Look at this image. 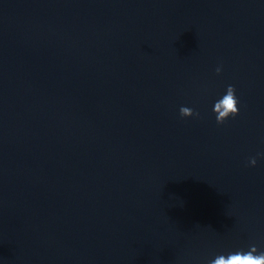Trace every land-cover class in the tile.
<instances>
[{
	"label": "clouds",
	"instance_id": "9594fccd",
	"mask_svg": "<svg viewBox=\"0 0 264 264\" xmlns=\"http://www.w3.org/2000/svg\"><path fill=\"white\" fill-rule=\"evenodd\" d=\"M222 71L221 67L216 68V73ZM238 98L236 96V89L233 85H228L226 93L214 103L213 113L215 114L216 123L218 125L224 124L230 117H236L239 114ZM182 118L197 117L200 113L194 109L181 106L179 109ZM264 155V154H261ZM257 164L256 157L248 160V165L255 167ZM258 250L255 245L250 246L248 251L239 250L228 253L227 255L220 254L215 259L208 262V264H264V252L257 254Z\"/></svg>",
	"mask_w": 264,
	"mask_h": 264
}]
</instances>
